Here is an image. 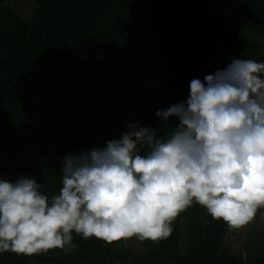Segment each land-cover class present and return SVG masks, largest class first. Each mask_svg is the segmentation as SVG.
<instances>
[{
  "label": "rangeland",
  "instance_id": "374dc122",
  "mask_svg": "<svg viewBox=\"0 0 264 264\" xmlns=\"http://www.w3.org/2000/svg\"><path fill=\"white\" fill-rule=\"evenodd\" d=\"M43 1L0 0V86L3 84L9 104L2 116L6 124L14 127V140L9 144L7 159L0 165V178L15 181L26 175L40 184L44 175V182H55V190L50 193L45 188L40 189L49 200L58 195L62 187L61 167L66 154L104 148L106 141L121 138L122 133L128 131L129 123L157 129L158 136L170 133L179 121L174 117L163 121L156 112L186 101L192 79L203 81L206 75L224 69L233 59L264 62L261 21L264 20V0L246 1L239 8L238 20L232 19L235 29L245 38V52L207 45L186 49L171 46L166 53L172 60L191 62L188 78L183 69L156 62L147 66L144 76L131 74L136 76L134 79H125L126 72L121 77L117 71L124 68L127 56L150 46L151 24L157 22L155 13L164 12L167 0H65L56 10L54 23L39 53L28 55L8 74L4 62L17 43L10 31L15 26L10 13L27 23ZM110 12L117 15L111 16ZM103 74L109 75L103 84L76 90V85L84 79ZM24 106L33 109L29 113ZM50 108L60 110L50 120L49 148L36 151L32 162L25 163L22 161V134L32 125L33 118L47 113ZM74 145L79 146L76 152L71 149ZM214 221L206 209L196 203L181 213L173 221L170 234H175L177 240L176 256L188 259L196 254L204 241L206 227ZM91 239L85 240L73 233V243L77 245L74 251L66 254L57 248L39 254L56 259L59 264H90V260L98 261L96 254L104 264H174L167 259L156 260L154 254L160 247L152 246L151 240L140 241L136 237L111 244L99 240V250L82 254V246ZM218 254L233 257L240 264H264V207L246 226L238 230L227 226ZM0 264L52 262L44 263L31 255L0 252Z\"/></svg>",
  "mask_w": 264,
  "mask_h": 264
},
{
  "label": "clouds",
  "instance_id": "9594fccd",
  "mask_svg": "<svg viewBox=\"0 0 264 264\" xmlns=\"http://www.w3.org/2000/svg\"><path fill=\"white\" fill-rule=\"evenodd\" d=\"M189 89L156 112L179 121L170 133L129 123L104 148L66 154L50 200L34 178H0V252L67 254L73 233L158 241L193 203L229 229L252 222L264 207V62L233 59Z\"/></svg>",
  "mask_w": 264,
  "mask_h": 264
},
{
  "label": "trees",
  "instance_id": "16d2710c",
  "mask_svg": "<svg viewBox=\"0 0 264 264\" xmlns=\"http://www.w3.org/2000/svg\"><path fill=\"white\" fill-rule=\"evenodd\" d=\"M246 1L247 3L249 2V0H167L164 12L155 13L157 22L151 24L153 38L151 39L150 46L146 50L138 51L133 55L127 56L124 68L122 67L121 71L118 69L117 74L121 76L123 72H126L125 79H129V77L134 79L136 76H131V74L144 76L146 74L145 69H147V66L151 63L167 62L172 69L173 66L179 70L183 69L186 78H188L189 75H191V62L179 59L172 60L166 53L171 46L186 49L196 45H207L236 52H245V38L241 32L235 29L232 19L235 18L238 20L241 11L239 8ZM64 2L65 0H44L40 3L36 13L27 23L10 13L15 21V26L10 28V31L16 36L17 43L8 59L4 62V69L8 70V74L9 71L13 72L18 64L28 55H36L39 53L37 51L44 43L47 36L46 33H48V30H50L49 28H51L54 23L56 10ZM0 13L2 14V12ZM110 15L116 16L117 14L115 12H110ZM84 20L87 21L86 17ZM261 21L264 30V20ZM108 76V74H103L98 77L84 79L77 84L75 88L80 91L91 85L94 86L101 82V84H103ZM7 78L8 77H6V79ZM10 79L11 78H9V80ZM112 80L118 81L119 79L112 78ZM8 107L9 104L5 95V89L3 84H1L0 165L7 159L6 155L9 150V144H12L14 140V127L11 124H6L2 116V113L6 112ZM24 107L29 113L33 109L32 106ZM57 107H59V104H57ZM61 107L62 103L60 104V108ZM59 110L60 109H58V111ZM58 111L50 108L47 113L33 118L31 122L32 125L26 128L25 132L22 134L23 162H32L36 151H45L49 148L50 142L47 139L48 127L50 126V120ZM78 148L79 146L77 145L72 146V152H76ZM23 165L24 164H21L22 167ZM21 170L20 167L17 168V171L20 172ZM14 171H16V169ZM14 171L12 173H14ZM44 181H46V178L42 175L39 181L42 185L41 189L45 188L49 193L52 189L55 190V187H53L54 181L50 180L48 183ZM226 231L227 225L222 220H215L214 223L208 225L206 227L203 243L196 251V254L188 256V259L176 256L177 240L175 234L165 239L151 241L150 244H152V246L157 244L156 246L160 247L157 253L154 254V256H156L155 259L158 261L167 259V261H173L174 264H230V262L240 264V261L233 257H222L218 254ZM100 244L99 239L92 238L82 246L80 251H82L81 253L83 254L91 250H99ZM3 253L6 254L8 252ZM97 255L98 254L95 256L98 261L90 260V264H104ZM31 256L44 263L49 261L52 262V264H59L56 259L49 258L42 254H33ZM186 260H189L188 263Z\"/></svg>",
  "mask_w": 264,
  "mask_h": 264
}]
</instances>
